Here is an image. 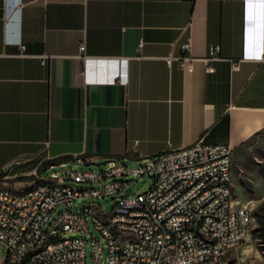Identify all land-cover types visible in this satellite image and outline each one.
<instances>
[{"label": "crops", "instance_id": "crops-1", "mask_svg": "<svg viewBox=\"0 0 264 264\" xmlns=\"http://www.w3.org/2000/svg\"><path fill=\"white\" fill-rule=\"evenodd\" d=\"M262 130L264 0H0L1 182L58 158L137 165L201 136L234 152Z\"/></svg>", "mask_w": 264, "mask_h": 264}, {"label": "built area", "instance_id": "built-area-1", "mask_svg": "<svg viewBox=\"0 0 264 264\" xmlns=\"http://www.w3.org/2000/svg\"><path fill=\"white\" fill-rule=\"evenodd\" d=\"M189 46L182 45V67L187 60L191 67ZM79 49L83 55L84 40ZM219 51L213 45L203 58L208 71L221 59ZM228 60L231 70L239 68L240 59ZM91 160L75 156L50 164L19 188L0 181V244L6 251L1 264H86L88 246L92 264L103 262L104 249L105 264H226L257 221L252 207L233 202L228 143L201 136L143 157L135 167L125 163L126 155L108 157L101 167L71 166ZM55 165L62 171H49ZM147 173L153 176L147 191L126 190L125 178ZM106 196L114 200L108 210L85 201ZM60 206L65 208L57 212ZM89 222L100 237L90 232Z\"/></svg>", "mask_w": 264, "mask_h": 264}, {"label": "rangeland", "instance_id": "rangeland-1", "mask_svg": "<svg viewBox=\"0 0 264 264\" xmlns=\"http://www.w3.org/2000/svg\"><path fill=\"white\" fill-rule=\"evenodd\" d=\"M128 165L131 167L136 166L135 163L130 162ZM71 166L75 168H94L101 167L102 165L86 166L71 162ZM62 169L63 167L55 165L49 171L61 172ZM125 179L130 180V184L126 190L133 194L145 192L153 185V176L149 173L143 176L131 175ZM231 179L233 202L236 204H247L249 207H252L257 221L253 225L245 242L228 254L226 264H264V237L258 229L259 221L264 217V207L261 208V206H264V130L254 135L239 150L233 152ZM82 201L78 200L75 206L80 208L79 203ZM85 201L88 203H99L103 210H108L114 202L111 196L99 199H85ZM64 208V206H60L57 212ZM89 228L93 235L100 237L91 222H89ZM5 255L6 251L0 244V264ZM106 255L107 253L104 249L103 262L101 264H105ZM86 264H92L89 246L87 247Z\"/></svg>", "mask_w": 264, "mask_h": 264}, {"label": "trees", "instance_id": "trees-1", "mask_svg": "<svg viewBox=\"0 0 264 264\" xmlns=\"http://www.w3.org/2000/svg\"><path fill=\"white\" fill-rule=\"evenodd\" d=\"M66 161V158H58V159H53L48 162V164H58L61 162ZM264 206H261L263 208ZM259 231L261 232V235L264 237V217L259 221Z\"/></svg>", "mask_w": 264, "mask_h": 264}, {"label": "water", "instance_id": "water-1", "mask_svg": "<svg viewBox=\"0 0 264 264\" xmlns=\"http://www.w3.org/2000/svg\"><path fill=\"white\" fill-rule=\"evenodd\" d=\"M105 162H106V160H100V161L91 160V161H87L85 163V165H101V164H103Z\"/></svg>", "mask_w": 264, "mask_h": 264}]
</instances>
